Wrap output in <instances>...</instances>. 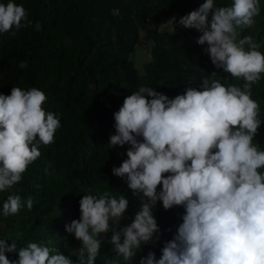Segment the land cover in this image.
I'll use <instances>...</instances> for the list:
<instances>
[{
	"label": "clouds",
	"instance_id": "9594fccd",
	"mask_svg": "<svg viewBox=\"0 0 264 264\" xmlns=\"http://www.w3.org/2000/svg\"><path fill=\"white\" fill-rule=\"evenodd\" d=\"M260 2L204 0L154 25L161 32L195 29L196 43L206 45L212 65L244 83L217 78L214 71L198 87L171 98L147 85L124 97L113 113L115 132L107 144L110 149L128 145L126 159L111 172L140 201L131 222L119 225L129 206L125 193L89 190L79 199V219L65 225L80 241L78 250L66 256L38 241L17 249L15 240L0 236V264H94L102 234L109 232L116 257H106L104 264H121V258L127 264L142 244L159 238L157 202L165 210L182 207V222L158 258L149 251L138 264H264V145L254 139L264 120L251 98L252 84L264 74V53L253 36L241 37L259 15ZM26 23L23 4L0 0V34ZM46 99L36 87L0 93V192L21 181L40 156V145L53 142L61 126L60 117L42 107ZM23 207L31 209L33 198L11 193L0 201V216ZM14 252L15 259L6 255Z\"/></svg>",
	"mask_w": 264,
	"mask_h": 264
},
{
	"label": "trees",
	"instance_id": "16d2710c",
	"mask_svg": "<svg viewBox=\"0 0 264 264\" xmlns=\"http://www.w3.org/2000/svg\"><path fill=\"white\" fill-rule=\"evenodd\" d=\"M16 2L23 4L30 23L0 34V93L10 94L16 86L43 90L47 99L42 107L57 114L61 126L53 142L40 145V156L27 166L21 181L0 192V201L11 193L33 198L31 209L23 207L16 214L0 216V236L15 240L17 249L38 241L67 256L81 244L65 225L79 219L78 202L87 191L107 189L129 197L120 226L130 223L138 209L139 199L132 196L124 179L111 172L126 159L128 145L110 149L107 144L109 134L115 132L113 113L125 96L147 85L171 98L186 87H198L214 71L217 78L227 77L233 84L242 86L244 81L212 65L204 51L206 45L196 43L200 33L195 29L180 27L174 33L154 26L196 9L204 0ZM218 3L225 5L230 0ZM244 35L253 36L264 53V0L253 25L241 32ZM139 51L146 54L142 69L135 60ZM21 61L27 67L20 68ZM251 92L264 120V74L252 84ZM254 139L264 145V123ZM183 211L180 206L165 210L157 202L154 214L159 238L142 244L127 264H138L149 251L158 258L163 243L182 222ZM110 235L102 234L94 264L116 257L108 242ZM6 255L17 257L15 252Z\"/></svg>",
	"mask_w": 264,
	"mask_h": 264
},
{
	"label": "rangeland",
	"instance_id": "374dc122",
	"mask_svg": "<svg viewBox=\"0 0 264 264\" xmlns=\"http://www.w3.org/2000/svg\"><path fill=\"white\" fill-rule=\"evenodd\" d=\"M144 55H146L145 53H143L142 51H139L135 57L136 60V65L138 68L142 69V65L144 64Z\"/></svg>",
	"mask_w": 264,
	"mask_h": 264
}]
</instances>
